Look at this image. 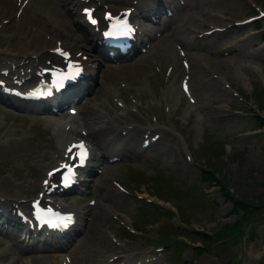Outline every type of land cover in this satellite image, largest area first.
Here are the masks:
<instances>
[{
    "label": "rangeland",
    "instance_id": "1",
    "mask_svg": "<svg viewBox=\"0 0 264 264\" xmlns=\"http://www.w3.org/2000/svg\"><path fill=\"white\" fill-rule=\"evenodd\" d=\"M77 1L32 0L25 15L31 17L37 12L38 24L49 29L53 26L48 24L49 19L56 17H50L47 9L38 13L41 6L72 18ZM113 2L122 6L132 0L108 1ZM16 3L0 0V57L7 61L20 50V40L29 50L36 49L35 29L30 19L19 25ZM256 4L264 9V0H191L187 16L177 14L175 20H169V36L157 38L151 48L122 67L102 65L98 77L90 80L93 89L83 95L77 121L89 130L95 152L110 153L113 145L126 137L130 146L118 161L95 159L98 165L94 169L101 171L89 175L88 185L83 186L85 194L71 200L89 208L86 223L76 228L67 245L74 264H100L110 255H115L113 259L121 256L118 254L125 250L122 247L127 248L122 253L150 251L127 264H263L264 206L260 204L264 201V125L258 114L264 116V18L235 24L256 14ZM217 25L226 29L216 33L215 44H207L198 36L199 31ZM195 37L200 40L194 42ZM175 41L192 45H188V70L174 49ZM185 73L190 74L194 101L180 88ZM170 85L178 96L169 95ZM111 87L121 89L119 98L113 96V90L112 95L107 93ZM15 106L0 105V198L9 201L37 194L47 164L54 161V154L58 155V138L48 127L54 115ZM123 111L128 115L126 122L135 121L142 127L131 133L119 128L114 137L113 129L103 127L113 124L114 117ZM66 112L67 108L59 116ZM149 122L158 123L159 129L154 131L162 135L161 143L141 152L140 142L147 130L143 126ZM212 167L228 181L236 196L247 201V207L233 209V202L226 197V184L219 179L221 186L213 185L214 181L208 179L213 176L208 174ZM151 177L171 180L169 193L164 192L170 200L160 203L171 206L172 211L154 214L151 207L141 208L144 203L138 202L137 196L148 200V190L141 181ZM114 179L128 191L119 189ZM92 198L95 202L90 203ZM176 203L188 217L184 224L210 235L189 230L180 235L187 243L171 244L170 249L168 246L162 253L156 252L158 240L165 237L163 230L172 234L175 228L171 221L179 222ZM135 219L142 231L121 234L118 222L131 225ZM22 243L0 234V264H26V259L30 262L35 255L47 259L57 256L51 251H25ZM117 261L113 264L122 262Z\"/></svg>",
    "mask_w": 264,
    "mask_h": 264
},
{
    "label": "bare ground",
    "instance_id": "2",
    "mask_svg": "<svg viewBox=\"0 0 264 264\" xmlns=\"http://www.w3.org/2000/svg\"><path fill=\"white\" fill-rule=\"evenodd\" d=\"M73 14H74V16H75V18H74V22H80V23H82L83 21H82V19H81V17L79 16V15H76V12H73ZM191 16V15H190ZM22 20V17L20 18V21ZM68 24H70L71 25V23H70V21L68 20V22H67ZM37 34H39V35H41L42 37H44V34H43V32L41 31V30H39L38 29V27H37ZM46 38V37H45ZM51 41H53V35L52 36H50V38H49ZM70 46H73L74 47V45L71 43V42H69V41H66ZM47 43L48 42H46V44L45 45H43L42 46V48L41 49H39V50H35L34 52H31L30 51V53L31 54H29V53H26V52H22L21 53V55H20V59H19V61H18V63H28V67L29 66H32L34 63H36L37 61H39V60H41V58H42V56H47L46 58H51V56L52 57H54V55H52V53L50 52V51H43V49L44 50H47ZM50 47H55L56 45H49ZM75 49H77V50H84V53H87V51L89 52V53H91V51L89 50V49H87V47L86 46H79V47H74ZM76 50V51H77ZM29 51V50H28ZM34 53V54H33ZM92 55V54H91ZM35 56V57H34ZM125 75V74H124ZM127 75V74H126ZM126 77V76H125ZM173 86V85H172ZM175 87V86H174ZM170 91H169V95H173V94H176V93H174V91L172 90V89H174L173 87L171 88V85H170ZM172 90V91H171ZM177 95V94H176ZM174 96V95H173ZM178 96V95H177ZM168 98H169V96H167ZM173 98V97H172ZM171 98V99H172ZM175 99V98H174ZM54 123L56 124V125H59L60 126V128H61V130L62 131H66V125L64 126V128L62 129V121H54ZM108 128V127H107ZM106 130V129H105ZM121 132V131H120ZM126 135V134H125ZM129 135V134H128ZM142 136V135H141ZM125 138V137H124ZM65 140H67V139H65ZM67 142H68V140L67 141H65V146L67 145ZM55 164H53V165H51L50 166V168L51 167H53ZM46 173V172H45ZM18 191V190H17ZM18 195V194H17ZM21 195V194H20ZM12 199V198H11ZM10 200V199H9ZM17 202V201H16ZM23 205L24 206H26V203H23ZM78 210V213H79V217H80V219H81V221H84V218H85V216L87 215V213H88V210H83V209H77ZM6 212L7 213H9L8 212V210H6ZM121 248V247H120ZM130 251V250H129ZM120 252V251H119ZM122 252V251H121ZM126 258H130V256H126ZM64 260H66L67 262H69L70 263V260H69V258L68 257H52V258H49V259H47V258H45V257H41V256H38V255H35L34 256V259L33 260H31L30 261V263H29V261L28 260H26L28 263L27 264H63V261ZM131 261V260H130ZM65 264H68V263H65Z\"/></svg>",
    "mask_w": 264,
    "mask_h": 264
},
{
    "label": "snow or ice",
    "instance_id": "3",
    "mask_svg": "<svg viewBox=\"0 0 264 264\" xmlns=\"http://www.w3.org/2000/svg\"><path fill=\"white\" fill-rule=\"evenodd\" d=\"M86 12L89 13V16H90V19H91V10H86ZM92 22L95 23L96 21L95 20H92ZM123 27L125 29H127V31L125 32V34H129L131 32V29L128 28V26H127L126 23H125V25H123ZM56 51L61 52L62 55H65V56L68 55L67 53L62 52V50H60V49H57ZM78 71H79V69H77V74H78ZM71 223H72L71 216H67V217L61 218V223L59 225H57V226L58 227H67Z\"/></svg>",
    "mask_w": 264,
    "mask_h": 264
},
{
    "label": "trees",
    "instance_id": "4",
    "mask_svg": "<svg viewBox=\"0 0 264 264\" xmlns=\"http://www.w3.org/2000/svg\"><path fill=\"white\" fill-rule=\"evenodd\" d=\"M237 203H238L239 206L240 205L243 206V208H245V206H246V203H245L244 200H238Z\"/></svg>",
    "mask_w": 264,
    "mask_h": 264
}]
</instances>
